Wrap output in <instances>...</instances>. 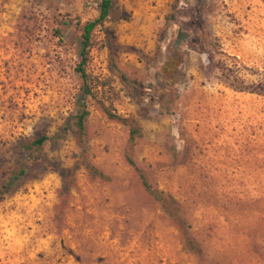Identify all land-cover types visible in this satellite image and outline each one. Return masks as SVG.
Segmentation results:
<instances>
[{"label": "rangeland", "instance_id": "obj_1", "mask_svg": "<svg viewBox=\"0 0 264 264\" xmlns=\"http://www.w3.org/2000/svg\"><path fill=\"white\" fill-rule=\"evenodd\" d=\"M98 1L0 0V264H264V0H114L81 138L75 68Z\"/></svg>", "mask_w": 264, "mask_h": 264}, {"label": "trees", "instance_id": "obj_2", "mask_svg": "<svg viewBox=\"0 0 264 264\" xmlns=\"http://www.w3.org/2000/svg\"><path fill=\"white\" fill-rule=\"evenodd\" d=\"M98 5H99V15L94 20L86 22L81 27V30H82L81 38H80L81 48L78 52L79 61L75 68L77 75L82 80L83 86H84L82 90L83 94L78 102V108L75 114L76 124L78 126V130H79V134L81 138L84 134L85 120H86V117L88 116V111L86 109L85 100H86V96L91 94L90 86H89L90 79L85 70V65L88 60L89 47L91 45V34L97 25H102L104 22L108 21L109 18H111L112 16H116L117 14L116 5H115L114 0H99ZM200 11L201 10L198 9L194 11L195 13H192L193 19L195 20L197 28L199 29L202 28V23L198 17ZM107 116L109 119L117 120L129 127V141H133L136 137L139 136V133L137 132L136 126L133 121H129L123 118L122 116L115 115L109 111H107ZM47 139L48 137L45 134H42L32 139L31 141L24 143L23 145H21L20 148L23 150V152H26L30 155H34L35 153L39 152V150L42 148V146L44 145ZM127 160L139 172V177L141 179L143 186L146 188H149V184L147 182V178L144 175V173L138 167H136V165L133 163L131 159L127 158ZM24 171L25 170L23 167L15 168L12 174L10 175L9 179L3 186V189L4 190L12 189L16 185V183L21 179V177L24 174ZM157 198L161 202V205L164 211L169 216V218L175 223V225L178 226L179 230L183 232V234H185L187 238L186 243L189 249L195 251L199 255H202L203 251H202L201 246L195 243L193 239H191L190 233L188 229H186L188 228V225L186 224V221L183 217L180 206L170 196H161Z\"/></svg>", "mask_w": 264, "mask_h": 264}]
</instances>
